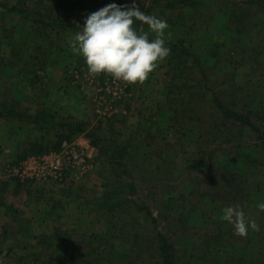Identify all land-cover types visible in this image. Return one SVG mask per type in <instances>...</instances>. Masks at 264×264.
Listing matches in <instances>:
<instances>
[{"label":"rangeland","instance_id":"1","mask_svg":"<svg viewBox=\"0 0 264 264\" xmlns=\"http://www.w3.org/2000/svg\"><path fill=\"white\" fill-rule=\"evenodd\" d=\"M178 1L136 3L168 24L181 18L172 31L174 40L180 38L199 56L212 92L192 64L196 57L183 55L190 71L197 69L183 76L193 84L187 86L173 79L169 55L144 82L124 81L127 96L119 98L114 85H106L114 77L90 74L71 43L88 14L119 0H0V103L5 111L0 113V264H161L155 247L160 234L173 244L177 264H264V211L257 207L264 203V141L246 127L234 129L230 138L235 142L212 137L208 124L190 115L172 122L169 109L174 106L167 103L172 89H182L184 106L208 112L213 94L225 99L227 87L235 84L248 89L238 104L248 105L245 114L264 115V0H199V10ZM171 2L176 8H168ZM131 3L124 0L123 5ZM12 7L43 12L52 18L48 22L61 26L36 25L25 14L10 12ZM96 96L107 102L101 112ZM39 111L55 115L60 125L41 129L33 120ZM71 125H84V130L71 131ZM91 132L103 146L93 143ZM62 135L68 138L60 145ZM131 135L129 154L109 160L100 151ZM65 142L87 149L85 173L70 168L63 182L7 174L10 164L61 153ZM236 152L252 162L247 157L237 166ZM114 169L136 187L128 196L133 210L128 219L141 223L138 235L130 228L122 233L113 228L116 220L100 207L107 185L118 180ZM227 171H237L234 183L248 190L245 203L229 191ZM232 205L241 206L259 230L235 234L221 219L222 209ZM53 236L55 246H46L42 237ZM148 240L153 243L146 250L136 246Z\"/></svg>","mask_w":264,"mask_h":264},{"label":"trees","instance_id":"2","mask_svg":"<svg viewBox=\"0 0 264 264\" xmlns=\"http://www.w3.org/2000/svg\"><path fill=\"white\" fill-rule=\"evenodd\" d=\"M119 1L121 2L120 5H123L124 0H119ZM158 2L159 0H155V4ZM178 2L184 5H188L190 6V8L197 9V10H199V8L201 7L199 0H179ZM2 6L4 5L0 4V7ZM168 8H171V9L176 8V6L174 5V2H171V4L168 5ZM12 11L25 14L26 17L33 19L36 25L44 24L42 26H45V25L51 26L50 24H53L56 27L61 26L56 21H53V20H52L53 21L52 23L48 22V20L52 18L43 12L33 13L28 10H21L20 8H17V7H12L10 12ZM179 21H181V18L177 17L175 21L170 22L168 24L169 28L167 29V32L170 33V35L166 36L167 46L171 49V54L169 57L171 60L170 63L173 64V67L171 68L172 77L173 79L180 78L182 82L186 83L187 86L193 85L192 83H189V80L184 78L183 76L186 73H192V72H195L197 69H199L198 71L201 75V80L206 81L205 88L208 89L210 87L211 80H210L209 75H207V73L205 72L203 68V64L201 63L199 59V56L196 54H192L191 52L192 50H190L191 47L185 48L184 45H181L182 42L178 40L180 38L174 40L175 37L174 35H172V31L175 30V28L177 27L176 25H178ZM142 25L143 24H141L140 21H134V27H136L138 30L143 29L144 31H147L148 25L145 24L143 25V27ZM178 50H181V53H179ZM185 54L194 56V58L196 57V59L192 61V64L196 66L197 69H192L190 71V68H188L189 65H187L186 63V59L188 57L185 56L183 58V55ZM184 62L186 63L185 66L183 65ZM227 88L228 89L226 90L225 95H224L225 99H222V97H220L219 94H216V93L213 94L211 98L212 107L210 108V111L208 112L205 111L204 112L205 114L201 111V108L198 107L197 105L196 107H193L192 105L190 107L184 106V104L182 103L184 100L182 89L179 91H175L172 89L171 92H174L172 94L173 96H170L167 99L168 105L174 106L173 109H169V111L171 112L170 121L174 122V121H178V119H185L190 115L196 118L197 121H199L202 126H205L204 123H207L210 128L208 131H206L208 132L207 135H210L212 137L214 135H219L220 139L230 140L231 142H235V140L232 139V137L230 138V136H233V138L235 137L236 133L234 129L236 130L239 128L246 127L248 128L250 132H256V134L262 138V141H264V115L260 118H256V117L253 118L254 116L253 113L245 114L247 112L244 109L247 108L248 106L247 104H245L243 107L238 105V104H243L242 97L246 95V92H248V89L246 87H237L235 84L233 86L229 85V87ZM177 89H180V88H177ZM209 90L211 91V87L209 88ZM206 91L207 90H205V92ZM238 93H240L239 94L240 96L238 95ZM174 94H177V96L179 97H175ZM200 96H203V93H201ZM236 100H239V101L237 102ZM117 101L116 103H118ZM176 103H180L179 104L180 110L176 108ZM2 107L3 105L2 103H0V113L5 114V111L2 110L3 109ZM39 112L40 113H38L33 118V120L36 125L41 127V129H45L47 127L52 128L53 126L60 125L58 122L55 121V117H54L55 115L50 114V113H43L42 111H39ZM14 113H15L14 111H11L8 114L11 115ZM15 114L17 115V113ZM259 115L260 114H258V116ZM44 125H47V127H45ZM83 126L84 125H76V126L71 125L70 127L69 126L68 127L69 129H71V131L81 133L84 130ZM144 126L145 125L141 124V127H144ZM205 130H207L206 127H205ZM89 136L91 137V139H93V143L96 146H101V144L103 146L101 137L98 136L95 132L89 133ZM64 138H68V137H65L62 135L59 139L60 145H61V142L64 140ZM134 139H135L134 135H131L125 143L123 144L122 142L119 144L117 143V144L108 146L107 148L101 147L100 151L102 152V154H105L109 160H115V158L117 157L119 158V157H122L126 153L128 154L130 153V150L133 148L132 141ZM106 140L107 139H105V141ZM42 141H44V138H42ZM39 147L42 148L41 146ZM36 151H40V150L36 149ZM247 157L250 158V161L252 162L251 156H247ZM247 157L241 159V157H239V154L236 152L233 160H234V163L238 166L242 164V161L244 159L247 160ZM121 164L122 163L120 162L118 163L115 162V165L119 167L121 166ZM227 168L229 169V167ZM234 170H237L239 173L240 168L236 167L234 168ZM113 171H114V175H116L118 180L107 185V189L105 191L104 198L100 203V207L102 210H105L107 211V213H110L111 214L110 217L111 218L113 217L116 220L113 222V228H117L119 232L121 233L124 232L126 229L130 228L132 231H134V234L138 235L139 233L137 232L138 229L136 228V226L140 225L141 223L138 221L137 218L135 219L133 218L132 220L131 218L128 219L133 214L131 201L129 200L128 196L130 194H135L136 187L133 184V182H129V181H125L121 179V176H123V174L121 175V173H118L116 169H114ZM237 171L233 173H229L227 171L226 174L229 175L228 189L230 192H232V190L236 191L234 193H237L239 195V202L240 204H242V203H245L244 201L246 197H248L247 195L248 190L246 189L244 190L243 187L241 188L239 187L243 185H240L239 183L237 184L234 183V182H237L238 180L236 179ZM125 173L127 174L128 171L125 170ZM125 207L128 208L127 209L128 211L125 210ZM119 214L121 215L120 217H118ZM124 220L125 221L127 220V221L125 222ZM154 223H157V220H155ZM42 239H45L46 243L48 242L49 245L46 244V246H49V247L55 246L54 245L55 236H53L52 239L50 237H47V238L42 237ZM170 242L171 241L168 237H165L164 235L160 234L159 240L156 243L157 245L155 244L156 245L155 247H157L156 250L159 252L160 261H162L161 264H177V257L174 254V247H173V244H171ZM146 243H148L147 246H145ZM151 243L153 242L149 240L146 242L141 241V242L136 243V246L142 248L141 250L143 251L149 248Z\"/></svg>","mask_w":264,"mask_h":264},{"label":"clouds","instance_id":"3","mask_svg":"<svg viewBox=\"0 0 264 264\" xmlns=\"http://www.w3.org/2000/svg\"><path fill=\"white\" fill-rule=\"evenodd\" d=\"M134 21L148 25V30H138ZM168 28L166 20L147 15L136 0L131 5L113 2L88 14L71 43L83 56L90 74H108L127 83H142L170 55ZM257 207L264 211V203ZM221 219L240 236L259 230L256 220L250 219L239 205L224 207Z\"/></svg>","mask_w":264,"mask_h":264},{"label":"built area","instance_id":"4","mask_svg":"<svg viewBox=\"0 0 264 264\" xmlns=\"http://www.w3.org/2000/svg\"><path fill=\"white\" fill-rule=\"evenodd\" d=\"M108 83L114 85V97L122 98V96H127L126 92L128 89L124 81L113 78L109 79L106 85ZM107 90L111 93L109 87H107ZM95 100L98 104L97 112H101V109L105 105L107 106V102L102 96H96ZM106 111L113 113V108ZM79 146L77 143L65 142L61 153H52L43 157H28L22 161L8 165L6 172L9 177L21 180L31 179L37 182H63L68 169L71 168L83 174L90 168V159L86 154L87 149Z\"/></svg>","mask_w":264,"mask_h":264}]
</instances>
